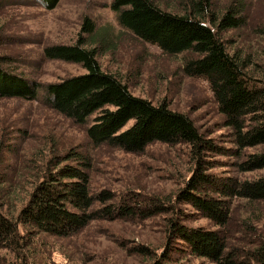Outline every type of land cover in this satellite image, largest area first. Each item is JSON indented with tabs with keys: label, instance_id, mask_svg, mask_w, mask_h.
Here are the masks:
<instances>
[{
	"label": "rangeland",
	"instance_id": "obj_1",
	"mask_svg": "<svg viewBox=\"0 0 264 264\" xmlns=\"http://www.w3.org/2000/svg\"><path fill=\"white\" fill-rule=\"evenodd\" d=\"M112 1L59 0L47 9L37 0H0V55L11 61L4 67L42 86L82 73L85 70L79 63L47 58L43 49L75 43L83 35L89 47L97 48L101 69L116 75L132 94L167 103L186 114L205 138L233 147L207 81L182 70L189 53L165 54L120 27ZM152 1L162 9L189 14L193 0ZM207 1V19L210 12L219 17L234 7L246 20L240 28L222 32L221 37L229 51L247 59L244 70L264 82V0ZM86 17L95 25L90 35L81 33ZM42 94L39 87L37 99L0 98V173L9 180H20L11 194V207H18L20 197L32 186L30 168L41 162L39 158H48L54 147L61 154L72 148L90 156V192L109 191L114 211L121 206L133 210L93 219L69 236L35 235L16 255L0 250V264H150L167 250L178 263L210 264L189 254L178 240L169 239L170 220L215 228L200 212L176 199L195 166L189 146L153 142L135 153L106 144L93 146L86 134L89 123H77L45 106ZM260 149L246 148L244 153ZM208 155L216 161L208 170L216 177L244 180L264 175V169L238 171L236 162L243 157ZM101 205L96 202L94 207ZM226 230L230 247H249L250 240L264 238V204L234 201Z\"/></svg>",
	"mask_w": 264,
	"mask_h": 264
},
{
	"label": "trees",
	"instance_id": "obj_2",
	"mask_svg": "<svg viewBox=\"0 0 264 264\" xmlns=\"http://www.w3.org/2000/svg\"><path fill=\"white\" fill-rule=\"evenodd\" d=\"M37 1L52 9L59 0ZM190 5L189 14L162 9L152 0H113L111 8L120 27L140 40L156 45L165 54L189 53L182 70L207 81L233 147L205 138L186 114L167 103H153L132 94L116 75L101 69L97 48L89 47L83 35L72 44L44 47L45 57L79 63L85 70L44 86L4 67L11 61L0 55V98L37 99L41 87L45 106L77 123H89L86 134L93 146L106 144L135 153L153 142L187 144L195 166L176 199L200 212L215 228L170 220L169 239L178 240L189 254L210 264H264V238L250 240L249 247H230L226 230L234 201L264 204V175L244 180L219 178L208 171L216 161L207 157L230 153L243 157L236 162L240 172L264 169V82L244 70L247 59L229 51L221 37L222 32L245 24L236 8L229 7L219 17L210 12L207 19V0H193ZM94 30V22L86 17L81 33L90 35ZM256 147L261 149L245 155L244 149ZM50 154L30 168L32 186L20 197L18 207H11V194L20 180H9L0 173V250L16 255L35 235L69 236L93 219L133 210L121 206L114 211L111 192H90V156L72 148L61 154L54 147ZM96 202L101 207L96 209ZM26 236L29 239L24 240ZM150 264L183 263L167 250Z\"/></svg>",
	"mask_w": 264,
	"mask_h": 264
}]
</instances>
